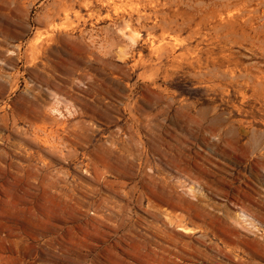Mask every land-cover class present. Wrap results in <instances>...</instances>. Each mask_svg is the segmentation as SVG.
I'll return each instance as SVG.
<instances>
[{
	"label": "rangeland",
	"instance_id": "374dc122",
	"mask_svg": "<svg viewBox=\"0 0 264 264\" xmlns=\"http://www.w3.org/2000/svg\"><path fill=\"white\" fill-rule=\"evenodd\" d=\"M52 34V63L32 64ZM101 77L125 91L87 85ZM141 99L147 113L131 120L123 108ZM252 133L264 141V0H0V264H264V227L228 220V247L209 236L227 259L196 242L201 221L161 201L188 199L169 165L183 152L207 158L229 195L262 202ZM163 213L192 232L166 229Z\"/></svg>",
	"mask_w": 264,
	"mask_h": 264
},
{
	"label": "bare ground",
	"instance_id": "6f19581e",
	"mask_svg": "<svg viewBox=\"0 0 264 264\" xmlns=\"http://www.w3.org/2000/svg\"><path fill=\"white\" fill-rule=\"evenodd\" d=\"M125 35L127 34H124V36ZM56 42L57 40L52 34L47 42L48 45H46L45 47H39L36 45L31 46V49L34 51L33 52V62L34 63L32 64H35L36 61H39L38 56L43 58L42 54L44 53L46 55L45 59L48 61L49 63L48 65L50 66L52 62L49 57L51 55L56 54V53L54 54V51L56 50V48H54L55 50H53V44H55ZM87 54H89L90 58L92 57L96 61L100 60L92 52L91 53L87 52ZM100 62H102V60ZM85 64L88 65V62L86 61ZM54 65L58 66L59 64L54 63ZM35 76H36L37 82H39L38 84L46 88H49L51 86L50 78L44 77L43 75H41V73L40 74L36 73ZM84 81L85 79H78L77 83H84ZM86 81H87V85L90 88H93L97 92L102 93L104 95L111 94V92L114 89L116 90L115 93H118L119 91L123 93L125 91V87L121 86L114 78H110V77L90 78V79H87ZM77 86L78 85L72 83L70 86V90ZM66 97L69 99H73L72 95L69 93L66 94ZM122 97L128 100V96L126 94H123ZM141 103H146V102L143 99H141L140 101L136 102L133 106L129 107L127 105V108H123L124 111L129 112L131 120H135L134 118L131 117V113H136L138 115H144L147 113L144 109L145 106H140ZM128 104H129V100H128ZM48 111H49V114H57L58 116H61V112H62V111L60 112V109L58 108L57 105H53L49 107ZM116 111L120 112L118 108L116 109ZM144 118L147 119L146 116H144ZM46 119H47V115H44L41 122H44V120ZM56 124L58 126H61V123L59 122H56ZM212 124L213 125L218 124L216 118L212 120ZM36 128L41 129L40 127H37V126ZM261 136H262L261 133H259V135L258 134L255 135L254 133H252L251 138L254 143V146H251L250 148L246 147V150L248 149L251 150L252 154L258 150H261L260 157L259 159L256 160L255 166L264 170V141H262ZM206 146H207V150L209 151L212 150L213 153L216 152L217 150V147L214 144L207 143ZM153 151L155 153H159L160 156L161 155L163 156L164 154V151H162L160 147L153 148ZM197 157H198V160H195L194 162H190V160L187 159V157L185 156L183 152H180L176 156L171 157V159L169 160V165L176 174L175 176H173L174 179L176 180L175 181L176 186L178 189H180L182 194L185 195L188 199L186 200L183 199L185 203H182L183 202L181 200L182 197L178 196V198L175 199L173 196L169 195L167 197H164V199L161 201L164 204L170 205L174 208L177 207L178 209H180L186 215V219L188 220L189 224H193L192 222L193 220L201 221V225L197 227L198 231H202V233L199 234L196 239V242H198L199 245L205 247L210 252L220 254L227 259L233 258V257H229L230 255V254L228 255L229 252L226 253V251L221 250V248L218 247V245L211 243L209 236L217 239L218 241L222 243V245L228 247L227 238L225 235V231H226L225 224H227L228 226H232L231 223L227 222L228 220L231 219L240 228H242L243 226H246L248 230L257 231L260 229L259 227H264V187L261 188V191H260V194H262L260 196L262 197V200H261L262 202H260L259 199H257L252 193H249L240 188L236 189L232 195H229L228 191H226L221 186L223 184L222 177H213V179L209 178L211 171L206 167V165L208 164L207 158H205L204 156L200 154H197ZM148 171H150V168L148 169ZM145 174L149 178V180L154 183V179L152 175H150L147 172H145ZM216 195L224 197V199L221 200L222 202L213 201L212 198ZM154 208L155 206L153 204H150L149 209H154ZM147 213L151 217H156V219H158L161 216L160 214L153 213V211L152 212L148 211ZM162 222H163L162 224L164 225L166 229L169 227L170 228L172 227L175 229L176 227H174V224H177V228H178L177 230L180 231L181 233L189 234L192 232V230L186 226V223H183L182 218H173L169 213H163ZM164 236L166 239H163V238L162 239L164 243L167 244V246L169 245L173 247L174 249L177 248L176 244L172 240V233L170 231L163 229V231H161V237H164ZM184 245L188 246L186 244ZM158 248L168 258L169 257L178 258V260H180L179 257L181 255V250L180 252L179 250L178 252L177 251L167 252L164 246L163 247L158 246ZM189 253L190 252H188V255L194 254L195 252L193 253V250H192V252L190 254ZM188 255H185V256H188ZM169 262L173 264L172 259Z\"/></svg>",
	"mask_w": 264,
	"mask_h": 264
}]
</instances>
